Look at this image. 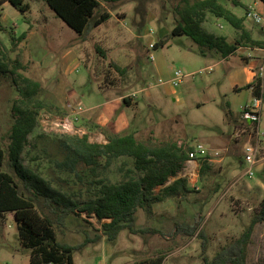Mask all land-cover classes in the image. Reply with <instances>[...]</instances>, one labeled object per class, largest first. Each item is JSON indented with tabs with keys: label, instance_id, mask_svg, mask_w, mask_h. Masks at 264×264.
<instances>
[{
	"label": "rangeland",
	"instance_id": "rangeland-1",
	"mask_svg": "<svg viewBox=\"0 0 264 264\" xmlns=\"http://www.w3.org/2000/svg\"><path fill=\"white\" fill-rule=\"evenodd\" d=\"M24 2L29 5L26 13L10 4L3 6L0 23L5 29L0 37L9 48L11 36L26 31L32 21L42 41L39 49L16 42L11 52L12 58L27 65L19 71L41 82L38 97L49 106L40 112L38 125L29 136L30 143L38 136L37 148L27 146L22 154L26 166L38 170L73 199L83 201L94 196L98 179L122 180V161L128 166L132 161L120 157L107 171L98 168L95 175L89 168L78 173L59 170L55 166L63 157L59 144L67 136L87 134L90 142L105 143L109 134L134 132L138 140L153 144L168 140L186 146L202 143L211 158L210 169L202 177L198 175L199 163L196 171L186 176L191 191L184 197L155 204L151 218L142 209L136 211V228L147 226L164 234H133L123 229L114 240H107L96 217L77 210L79 215L70 214L64 224L55 223L58 242L82 244L73 253L74 264H128L159 255L164 256L162 264H203V256L212 259L238 238L264 198V83L259 120L242 115L243 106L254 98L251 90L244 88L252 72L249 60L257 61L258 72L264 64V49L239 47L226 56L205 49L203 54L190 36L172 32L180 20V0H99L97 13L107 12L109 17L83 34L71 29L44 0ZM226 6L238 16H244L249 7L256 9L263 21L246 19L245 24L255 39L264 40L262 2L240 0L237 6ZM202 26L229 42L236 39L230 23L211 13ZM149 42L156 43L153 50L147 48ZM69 48L78 59L71 67L61 59ZM175 70L185 75L177 87L170 82ZM126 96L131 104L122 100ZM17 98L9 74H0V141L4 149ZM105 117L110 118L109 124L98 130L95 123L100 125ZM253 144L258 148L257 162L254 175L247 178L243 151ZM0 168L12 173L7 159ZM183 173L181 170L178 175ZM39 210L48 213L41 206ZM192 225L195 230L185 233ZM97 234L99 240H95ZM202 242L206 243L204 253ZM0 264H29V249L19 242L11 212L0 218ZM245 264H264V222L252 229Z\"/></svg>",
	"mask_w": 264,
	"mask_h": 264
},
{
	"label": "trees",
	"instance_id": "trees-1",
	"mask_svg": "<svg viewBox=\"0 0 264 264\" xmlns=\"http://www.w3.org/2000/svg\"><path fill=\"white\" fill-rule=\"evenodd\" d=\"M6 1L21 13L29 10V5L24 0H0V7ZM223 1L233 6L240 4V0H180V20L172 32L190 36L201 46L203 54L205 49L226 56L234 53L239 47L264 48V40L253 38L251 31L246 27L245 15H236L226 6L227 3H222ZM259 1L264 4V0ZM44 2L78 34H83L89 27H96L109 17L107 12L97 13L99 0ZM207 13L230 23L239 33L238 37L229 42L225 36L203 29L202 23L206 21ZM4 29L0 23V32ZM26 34L24 31L18 36L12 35L9 48L0 37V74H9L19 94V98L15 99L12 105L14 119L7 134L6 149L0 141V167L7 159V165L12 170L11 173L0 168V218H4L7 212L13 214L19 242L22 247L29 249V264H74L73 253L81 248L82 244L74 246L58 242L54 224H64L70 214L79 215L75 210L86 212L87 216H95L100 222L101 235L107 240H114L123 229H128L133 234L145 231L164 234L160 229L150 230L147 226L136 228L135 214L138 209H142L147 217L151 218L155 215V204L184 197L191 191L187 178L178 176V173L189 159L193 146L178 144L175 140L161 144L143 142L135 137L134 132L109 134L105 143L90 142L87 134L81 137L67 136L59 144L63 155L55 162L59 170L78 173L81 168H89L95 175L98 168L105 172L113 161L120 157L131 158L132 161L130 166L126 161H122L119 167L120 171H123L122 180L110 182L106 177L98 179L94 196L83 201L73 199L60 187H54L52 181L44 178L38 170L24 164L22 154L26 147L37 148L38 136L33 143H30L29 136L38 125L40 112L49 108L44 100L38 97L42 90L41 82L20 72V69L26 70L27 65L22 64L18 58L11 57L16 42H21ZM115 68L121 70L117 65ZM263 83L264 80L255 76L244 88L251 90L253 87V97H262ZM122 100L131 104L129 96L123 97ZM226 115L229 116L230 112ZM209 167L208 161H200L198 175L202 177L209 171ZM158 186L160 189L156 191ZM39 206L46 208L48 213H41ZM103 219L109 221H102ZM260 222H264V198L260 201L259 211L254 213L240 236L222 247L212 259L203 256V264H245L246 247L252 229ZM193 229L195 230V225L190 226L189 231H184L189 234ZM101 235L97 234L95 240H99ZM202 245L204 253L206 243L202 242ZM163 260L164 256L159 255L128 264H162Z\"/></svg>",
	"mask_w": 264,
	"mask_h": 264
},
{
	"label": "built area",
	"instance_id": "built-area-1",
	"mask_svg": "<svg viewBox=\"0 0 264 264\" xmlns=\"http://www.w3.org/2000/svg\"><path fill=\"white\" fill-rule=\"evenodd\" d=\"M244 15L246 19H250L254 23H261L263 21V18L258 13V11L251 7L245 10ZM150 32L152 31L150 30ZM155 47H156L155 42H149L147 48L153 50ZM149 59L151 61L154 60V55L152 53L149 54ZM211 69H212L211 67H208L209 71ZM184 76L185 75L182 74L180 70H175L173 72V76L170 79V82L172 83L174 87H177L181 83ZM255 76L264 80V64L259 67V70L258 72L255 73ZM252 89L253 87H251V90ZM262 91H263V85H262ZM260 106H261V96L259 97L255 96L251 103L243 106L244 116L249 117L251 120L258 121L260 117V113H259ZM257 150H258L257 144L246 145L244 147V151H243L244 162H246L248 165L247 168L244 170V175L247 178H251L255 173L253 168L257 162V159H256ZM202 160H206L209 162L211 158H210L208 148L204 144L198 142L193 145V150L192 152L189 153V159L184 163V166L181 169L184 172L181 177H186L187 175L192 174V172H195L197 169L198 163Z\"/></svg>",
	"mask_w": 264,
	"mask_h": 264
},
{
	"label": "crops",
	"instance_id": "crops-1",
	"mask_svg": "<svg viewBox=\"0 0 264 264\" xmlns=\"http://www.w3.org/2000/svg\"><path fill=\"white\" fill-rule=\"evenodd\" d=\"M7 4H9L8 3V1H6V2H4L2 5H1V7H0V16H1V11L3 10V6L4 5H7ZM232 6V5H231ZM205 22V21H204ZM203 24V23H202ZM203 27V26H202ZM204 29V28H203ZM235 30V29H234ZM236 31V30H235ZM24 32V31H23ZM26 32H27V34H26V36H25V38L21 41V45H24L25 43H28V45L29 44H31V47H35V48H41L40 46H41V44H42V41H41V37L40 36H36L37 35V31L35 30V28H34V26H33V22L31 21V22H28V27H27V29H26ZM209 32V31H208ZM238 32H236L235 33V36L233 37V38H237L238 37V35L239 34H237ZM15 36H17V35H15ZM254 38V37H253ZM33 40H35V42L33 41ZM231 42H233V41H231ZM242 48H244V47H242ZM246 48H253V49H260V50H262V49H264V48H261V47H249V46H246ZM62 60H65V62H66V64H67V66H69V67H71V66H74V64H76L77 63V61H78V59H77V57H75L74 55H73V51L69 48V49H67V50H65V52L62 54V58H61ZM41 61L43 60V58L42 59H40ZM249 65H250V70L252 71L251 73H250V75H249V77L246 79V84L250 81V80H253V78H254V76H255V66L257 65V61L255 60V59H253V60H249ZM119 98H121V97H119ZM109 122H110V118L109 117H105L102 121H101V124L99 125V124H97V123H95L96 125H98V130H101V128L102 127H105L107 124H109ZM108 251V250H107ZM109 252V251H108Z\"/></svg>",
	"mask_w": 264,
	"mask_h": 264
}]
</instances>
